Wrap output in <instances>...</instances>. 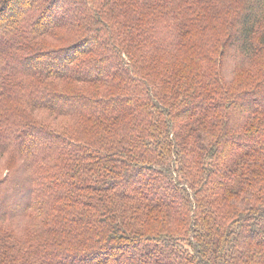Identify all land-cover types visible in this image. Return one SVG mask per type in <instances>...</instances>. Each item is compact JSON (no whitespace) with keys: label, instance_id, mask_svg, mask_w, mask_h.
<instances>
[{"label":"trees","instance_id":"obj_1","mask_svg":"<svg viewBox=\"0 0 264 264\" xmlns=\"http://www.w3.org/2000/svg\"><path fill=\"white\" fill-rule=\"evenodd\" d=\"M0 154V264H264V0H0Z\"/></svg>","mask_w":264,"mask_h":264},{"label":"rangeland","instance_id":"obj_2","mask_svg":"<svg viewBox=\"0 0 264 264\" xmlns=\"http://www.w3.org/2000/svg\"><path fill=\"white\" fill-rule=\"evenodd\" d=\"M5 17V16H4ZM36 25H41L40 24V22H38V23H36ZM55 44H57V45H59L60 43H55ZM23 144H24V146H26V144H27V140H24L23 141ZM4 160H6V157H4V156H2V154H0V162H1V167H0V175H3V173H4V171H5V169H4V167L6 166V163L4 164ZM4 161V162H3ZM3 162V163H2Z\"/></svg>","mask_w":264,"mask_h":264}]
</instances>
